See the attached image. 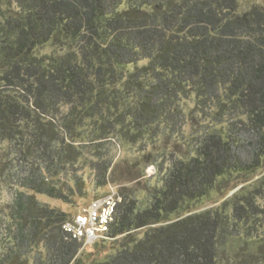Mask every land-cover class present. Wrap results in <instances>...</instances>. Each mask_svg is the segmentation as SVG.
<instances>
[{
	"label": "trees",
	"instance_id": "trees-1",
	"mask_svg": "<svg viewBox=\"0 0 264 264\" xmlns=\"http://www.w3.org/2000/svg\"><path fill=\"white\" fill-rule=\"evenodd\" d=\"M122 145L147 158L132 177ZM263 169L264 4L0 0V264H264ZM141 177L91 246L64 230L77 213L38 198Z\"/></svg>",
	"mask_w": 264,
	"mask_h": 264
},
{
	"label": "rangeland",
	"instance_id": "rangeland-1",
	"mask_svg": "<svg viewBox=\"0 0 264 264\" xmlns=\"http://www.w3.org/2000/svg\"><path fill=\"white\" fill-rule=\"evenodd\" d=\"M240 3V10L241 11H247L249 10L252 6L258 4H264V0H239ZM54 48L51 45H47L45 46L43 49H41V51L43 52H51L53 51ZM189 107L192 106V103L188 104ZM189 121L187 122L184 131L186 132V135L188 136H192V132H194V128L195 127H199L200 121L197 119H191V117H189ZM186 138H181L179 139L178 143H176L177 141H175V138H171V139H166L163 142V146L162 147H168V149H171L173 151H177V153L182 154L185 150L184 147V141ZM178 145V146H175ZM116 156H117V160L119 163V169H118V175L121 176V174L123 173L125 175H127V177H132L133 174L131 173H137L138 171H140V169L142 167H144V165H146V160L147 158H145V155H143L141 153V150L138 146L136 145H122L119 146L116 150ZM138 163V164H136ZM264 171V169H263ZM145 172L147 174V177H152V181L155 182L157 178H160L161 173L159 171H157L155 165L153 164H149V166H146L145 168ZM87 173H90V170H87ZM122 174V175H123ZM262 171L258 173V175H261ZM135 175V174H134ZM145 183H146V178L145 177H141L140 179H135L133 181H130L126 184H109L107 187L105 188H101V189H96L94 188V185L89 183L88 185V189H89V193L87 197H83V198H77L75 203H66L63 202L62 200H58V199H54V198H50L48 196L45 195H38V198L41 201H44L52 206H57L60 207L61 209L71 213L72 215L75 213H78L79 211H81L82 209L86 208L87 206H89L94 200V196L101 193V192H108L112 189L114 190H119L121 186H125L128 189H138V188H144L145 187ZM234 185V181L231 182V184L227 185L225 188L223 189H214L211 194L203 199L200 202H197L195 204V207H197L198 210H205L207 208H211L214 206H217L218 204H220L223 200H224V196L227 192H229V189H231V187ZM239 188V187H237ZM231 193V192H230ZM229 193V194H230ZM0 196L5 199V200H9L12 197V190L8 189L6 187V189L3 191V193L1 192ZM93 200V201H92ZM111 245L108 244L107 248L103 247V250L101 252V256H103L108 250L109 247ZM89 251H93V249H90ZM98 253V252H96Z\"/></svg>",
	"mask_w": 264,
	"mask_h": 264
},
{
	"label": "built area",
	"instance_id": "built-area-1",
	"mask_svg": "<svg viewBox=\"0 0 264 264\" xmlns=\"http://www.w3.org/2000/svg\"><path fill=\"white\" fill-rule=\"evenodd\" d=\"M122 201L119 191L112 189L68 220L64 230L71 238L83 242L84 246L108 238L107 234Z\"/></svg>",
	"mask_w": 264,
	"mask_h": 264
}]
</instances>
